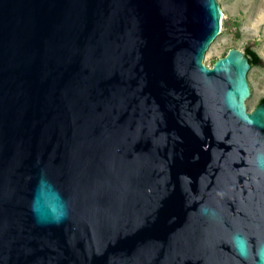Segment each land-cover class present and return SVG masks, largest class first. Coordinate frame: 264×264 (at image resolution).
Wrapping results in <instances>:
<instances>
[{
	"label": "water",
	"instance_id": "obj_1",
	"mask_svg": "<svg viewBox=\"0 0 264 264\" xmlns=\"http://www.w3.org/2000/svg\"><path fill=\"white\" fill-rule=\"evenodd\" d=\"M218 0H0V264H264V103L204 64Z\"/></svg>",
	"mask_w": 264,
	"mask_h": 264
},
{
	"label": "rangeland",
	"instance_id": "obj_2",
	"mask_svg": "<svg viewBox=\"0 0 264 264\" xmlns=\"http://www.w3.org/2000/svg\"><path fill=\"white\" fill-rule=\"evenodd\" d=\"M221 5L222 28L220 35L211 44L204 57L209 67L224 57L232 48L245 51L252 46L261 56L260 65L248 73L251 96L246 101L252 112L264 98V0H218Z\"/></svg>",
	"mask_w": 264,
	"mask_h": 264
},
{
	"label": "trees",
	"instance_id": "obj_3",
	"mask_svg": "<svg viewBox=\"0 0 264 264\" xmlns=\"http://www.w3.org/2000/svg\"><path fill=\"white\" fill-rule=\"evenodd\" d=\"M245 52H246L252 66H256V65L261 64V62H262L261 56L256 52V50L253 49L252 46L246 47ZM260 103H264V98L260 101Z\"/></svg>",
	"mask_w": 264,
	"mask_h": 264
}]
</instances>
